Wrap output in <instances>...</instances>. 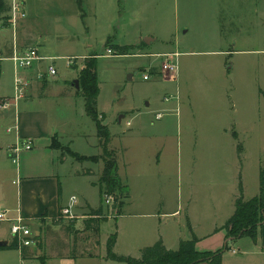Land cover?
I'll list each match as a JSON object with an SVG mask.
<instances>
[{
	"label": "rangeland",
	"instance_id": "rangeland-1",
	"mask_svg": "<svg viewBox=\"0 0 264 264\" xmlns=\"http://www.w3.org/2000/svg\"><path fill=\"white\" fill-rule=\"evenodd\" d=\"M2 1L0 76L4 86L0 94L10 92L13 84L14 67L8 57L15 46L21 49L23 45L32 44L21 41L22 29L30 28L39 35V44L33 45L39 46L42 53L61 57L86 52L98 54L101 108H110L111 114L120 106L137 110L147 109L150 104L153 113L144 114L142 119L147 128H153L150 122L155 119V113L169 109L164 116L169 117L155 120V129H162L170 136L165 148L155 151L152 144L132 141L130 152L133 168L142 175V181L139 176L135 180L145 186L143 192L138 189L136 194L153 198L161 191L166 210L179 211V215L167 218L171 220L166 225V233L179 230L180 224L188 227L189 202L199 201L204 207L200 210L206 211V203L212 198L226 199L236 170L247 187V196L257 191L260 169L264 167V0H141L142 8L139 0H120L126 8H135V31L150 30L158 37L159 40L153 42L156 50L181 52L177 82L159 77L143 79L144 71L136 67L142 58L132 55L144 52L143 46L128 48L129 56H104L109 48L103 40L108 27L114 25L115 28L118 24L125 27L129 18L126 9L124 15L117 14L110 0H83L85 16L78 0H19L32 25L20 20L17 28L11 23L12 0ZM215 2L221 6L218 15L217 7L206 6ZM98 10L102 11L99 16L96 15ZM221 35L226 38L225 42L219 41ZM80 60L84 59L72 66L67 65L65 58L56 60L59 76L65 77L60 78L52 91L61 90L66 80L72 83L75 76L80 77ZM78 65L79 68H75ZM84 101L78 89V105ZM177 105L179 114L174 116L170 108ZM77 122L76 127L64 126V142L71 138L73 149L92 155L84 156L79 162L96 169L97 173L103 162L92 135L95 122L88 114L85 118L80 115ZM82 132L88 136L81 135ZM60 144L62 155L70 158L71 163L77 161L68 151L69 147ZM119 156V160L124 157L122 153ZM158 159L161 164L156 171ZM70 169L73 172V165ZM96 173L93 177H98ZM75 185L70 180L68 188L74 191ZM92 196L93 201L97 194L94 192ZM0 209H4L2 205ZM116 210L113 209V213L117 214ZM106 213L107 218L110 213ZM83 219L77 214L74 218L62 214L56 225L46 228L45 246L58 253L94 250L88 241H96L97 236L95 232L84 230ZM114 225V221L105 223L103 234ZM229 248L238 249L236 241L230 243ZM28 264L40 263L33 260Z\"/></svg>",
	"mask_w": 264,
	"mask_h": 264
},
{
	"label": "crops",
	"instance_id": "crops-1",
	"mask_svg": "<svg viewBox=\"0 0 264 264\" xmlns=\"http://www.w3.org/2000/svg\"><path fill=\"white\" fill-rule=\"evenodd\" d=\"M110 5L114 6L116 13L121 16L125 14L124 9H126V14L129 15V18L126 20L125 27H119V24L115 28L114 25L108 27L107 34L103 38L106 46L127 47L129 49L143 46L145 48L144 52L138 55L142 60L136 64V67L142 69L144 73L149 71L151 78L159 77L164 81L177 82L179 73L177 77L163 73L160 68L161 59L154 56L158 53L172 51L156 50L153 47V42L159 39L150 30L143 32L139 28L135 31V19L133 17L135 8L129 6L126 8L124 4L120 3V0H110ZM143 5L144 3L139 0V6L142 8ZM206 6L217 7L216 15L221 9L218 2L212 3V5L209 3ZM82 7L84 13L82 15L85 16L87 12L85 13L83 0ZM101 13V10L96 11L97 16ZM27 18L21 20H25L28 25H32ZM25 21L23 26H25ZM112 32L113 34H111ZM21 33V41L32 42L31 45H23L21 49L34 46L39 49L42 55L56 56L42 53L39 46L33 45L39 44V35H35L32 29L29 28L27 30L24 28ZM118 33H121V35ZM225 40L226 38L221 35L219 41L225 42ZM108 42L110 43L109 45ZM163 42H168V40L163 39ZM92 47L93 44H90L89 48ZM219 52L225 53L226 51ZM95 55L98 54L96 52H86L80 55H72L85 57L83 58L84 60H80V63L82 62L83 64L81 63L78 74L86 67L89 59L95 57ZM133 56L136 57V55ZM86 57H89V59ZM96 59L98 60V57ZM157 64L159 67H157ZM75 68H79V65L75 66ZM31 75H34V70ZM61 77L65 76L58 75L56 78L46 77L35 81L31 91L27 97L19 101L17 108L14 105L9 107L0 106V201L2 202L0 207L2 205L4 209L11 210H16L20 207L22 215L27 219L32 229L36 231V235L41 236V239L37 240L34 246L27 249L32 261L37 260L40 264H126L107 259L108 240L111 235L116 233L117 241L114 252L120 255L139 258L145 247L154 245L159 240H162L168 249L177 250L181 240H188L196 236V248L199 251L216 252L236 241L238 249L229 248V250H226L222 255V264H264V221L258 228L256 240L250 236L228 239L226 231L222 229L236 210V201L239 197V182L241 180L239 170H236V173L232 175V185L226 194V199H222L219 196L212 198L210 202L206 203L208 204L206 205V211L200 210V208L204 207H201L202 203L199 204V201L189 202L187 211L189 209L188 217L191 229L186 224L182 225L179 223V230L174 229L175 232L172 234L166 233V225L171 220V218H167L179 215V211L166 210V200H164V194L161 191L156 193L153 198L144 194H136L135 191L138 189L143 192L145 186H140L141 182L137 183V180H135V177L139 176L142 181V175L133 168L134 160L130 157V152L132 141L152 144L156 147L155 151H161L160 148H165L170 136L165 134L162 129H155V120H158L156 117L155 119L152 118L150 122L153 128L146 127L142 116L149 112L150 114L153 113V110L149 108L150 104H148L147 109L137 110L132 107L127 109L120 106L112 114L109 112L110 108H107L108 111L101 108L99 80L98 111L101 118L104 116L103 123L109 127L111 132L109 146L118 152V174L122 182L129 186V197L123 200V205L119 210L116 205H106L104 197L96 185L102 175L104 163L97 174L96 169L85 166L84 162L81 163L79 160H75V162L71 163L70 158L62 155L61 149L53 146V138L57 136L59 137V142L68 146L73 152L82 156H92L73 149L71 147L73 144L71 138L67 140L68 142H64V137H66V134H64L66 131L65 127L78 126V117L82 115L85 118L88 113L85 106L86 100L80 103V106L77 103V90L79 89L82 92L80 82L79 87L75 83L76 80L79 81V75L75 76L76 79L72 80V83L66 80L64 87L60 88L61 90L52 91L55 86L57 87V82ZM50 81L53 83L49 84ZM3 86L4 80L0 76V89ZM13 95L14 80L10 92L0 94V99L12 97ZM178 108L179 105L170 108L174 116L175 114L178 116L179 112L176 111ZM159 110L167 112L169 109L163 108ZM16 113L19 120L20 136L23 139L30 138L34 143L32 149L24 150L20 154L19 161H15L9 153V147L15 142L16 135L7 133L5 129L8 125L13 124ZM128 121L131 122L130 125L127 124ZM82 134L86 135L84 132ZM121 134L122 136H120ZM92 135L95 136V144L99 146L98 155L101 156L103 149L97 135V126L92 131ZM121 153L124 157L119 160V154L121 155ZM101 161L103 162L102 159ZM70 163L73 165V172L70 169ZM160 164L161 160L158 159L155 167L156 171ZM95 173L98 177H93ZM66 175L68 177L64 180L63 178ZM70 180L76 184L74 191L68 188ZM94 192L97 197L92 201ZM259 192L260 181L259 188L251 197L247 196V187L243 182L244 200L254 198ZM74 196L78 198V202L73 208V212L79 215V218L81 216L84 218V230L95 232L94 234L97 236L96 241L92 239L88 241L89 245L91 243L90 248L94 250L76 249V251L58 253L45 246L46 228L56 225V222L62 216V209L72 203L71 198ZM100 207L103 208L101 215L98 216L91 213L92 209L97 210ZM113 209L118 210H116L117 214L113 213ZM106 212L110 213L107 218L104 217V213L108 215ZM91 218L100 219L98 229H92L88 226V221ZM109 221H114L115 225L107 228V231L103 234V226ZM60 223L61 221H59ZM14 241L10 232V224L8 222H0V242L3 243L1 246L10 245ZM39 243L42 248L39 247ZM41 255L45 257L44 260L39 258ZM21 260L22 253L19 249H0V264H21ZM199 264L209 263L201 262Z\"/></svg>",
	"mask_w": 264,
	"mask_h": 264
},
{
	"label": "trees",
	"instance_id": "trees-1",
	"mask_svg": "<svg viewBox=\"0 0 264 264\" xmlns=\"http://www.w3.org/2000/svg\"><path fill=\"white\" fill-rule=\"evenodd\" d=\"M80 9L83 11L82 0H78ZM4 6V1L0 0V8ZM110 43L108 42V45ZM121 54H130L127 52V47H112ZM97 55L89 59L86 63V67L81 70L80 82L83 95L86 100V111L90 117L95 121L97 126V135L100 139V144L103 149V153L100 159L103 160L104 169L99 181L96 185L100 189L101 195H112L115 198L116 208L119 210L123 205V200L129 197V186L124 184L118 174V159L117 154L113 149H110L109 143L111 140V132L108 126L103 123V118L100 117L98 111V95L100 92L99 78H98V64ZM53 146L59 148L62 146L57 139V136L53 138ZM239 149L242 146L239 145ZM68 151L77 160L81 161L85 157L73 152L70 148ZM260 192L257 196L250 200H244L243 198V183L239 182V197L236 201V210L231 218L222 227L227 233V238L238 239L243 236H250L256 240L258 237V228L264 221V167L260 169ZM117 210V211H118ZM103 208L100 207L97 210L92 209L93 215H101ZM98 218H91L88 221V226L92 229H98ZM93 223V224H92ZM188 227L191 229L190 224ZM37 240L41 239V236H36ZM117 241V234L114 233L107 243V259L123 262L126 264H199L201 262H207L209 264H222V255L228 250V245L224 248L216 251H199L196 248L197 238L188 240H181L177 250L168 249L162 240H159L154 245L145 247L142 250V255L139 258L133 256L120 255L114 252V247ZM39 247L41 244L39 243ZM0 249H18L16 241L10 245L0 246ZM23 255L29 257V253L26 248L23 249ZM39 258L43 259L42 255Z\"/></svg>",
	"mask_w": 264,
	"mask_h": 264
},
{
	"label": "built area",
	"instance_id": "built-area-1",
	"mask_svg": "<svg viewBox=\"0 0 264 264\" xmlns=\"http://www.w3.org/2000/svg\"><path fill=\"white\" fill-rule=\"evenodd\" d=\"M27 17V12L21 6V2L19 0H12V8H11V23L17 28V25L21 19ZM128 54H121L115 49L109 47L107 49V53L104 56L107 57H118V56H126ZM130 55V54H129ZM140 55V54H133ZM154 56L161 59L160 68L163 73L171 74L173 77L178 76L179 71V56L180 52H164L158 53ZM65 58L67 59V65L72 66L79 59H83L85 57L81 56H45L42 55L37 47L31 46L24 49H18L16 46L13 50L11 56L8 57L9 60L13 62L14 67V95L12 97L0 99L1 107H9L13 106L17 108L19 101L23 98L27 97L29 92L31 91L33 84L35 81L44 79V78H56L59 75V69L56 64V60ZM3 58L0 57V61ZM34 70V75H31ZM1 73V67H0ZM151 78V73L145 72L143 74L144 80H149ZM168 99V98H166ZM179 112V108L176 110ZM165 111H157L155 113L156 119L160 120L164 117ZM128 125L131 124L130 121L127 122ZM7 133H14L16 135V140L9 147L10 156L15 160L19 161L20 154L24 150H30L33 148L34 143L30 138L23 139L20 136L19 132V120L17 113L14 117V122L12 125L8 126L6 129ZM71 204L62 209L63 216L67 218H74L75 213L73 212V208L78 202V198L76 196L71 198ZM104 202L108 206L115 205V198L112 195H104ZM0 222H8L10 224V232L13 236L14 240L18 245V249L22 253L21 264H28L29 261H32V257H25L23 255V249L30 248L36 244V231L32 229L27 219L22 215L21 208H17L16 210L11 209H0Z\"/></svg>",
	"mask_w": 264,
	"mask_h": 264
},
{
	"label": "water",
	"instance_id": "water-1",
	"mask_svg": "<svg viewBox=\"0 0 264 264\" xmlns=\"http://www.w3.org/2000/svg\"><path fill=\"white\" fill-rule=\"evenodd\" d=\"M146 41L148 42V40H146ZM75 83H76V86H77V87H79V81H78V80H76V81H75ZM1 245H3V243H2V242H0V246H1Z\"/></svg>",
	"mask_w": 264,
	"mask_h": 264
}]
</instances>
